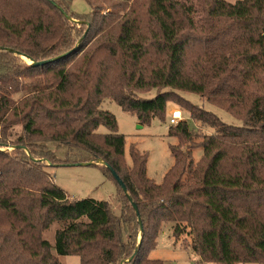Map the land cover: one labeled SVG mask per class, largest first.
<instances>
[{
    "label": "trees",
    "instance_id": "16d2710c",
    "mask_svg": "<svg viewBox=\"0 0 264 264\" xmlns=\"http://www.w3.org/2000/svg\"><path fill=\"white\" fill-rule=\"evenodd\" d=\"M73 1L0 0V179L13 164L23 176L18 187L0 180V264L16 248L36 264H62L41 237L52 221L60 224L54 253L76 255L79 264H167L146 255L164 223L203 262L264 264V0H83V13ZM67 51L39 66L20 59ZM182 93L241 123L223 122ZM106 99L140 123L163 119L172 101L213 132L191 129L183 115L170 123L173 161L156 183L134 146L130 162L123 159L125 138L101 107ZM44 161L100 166L117 184L118 213L105 200L70 198L46 178Z\"/></svg>",
    "mask_w": 264,
    "mask_h": 264
},
{
    "label": "rangeland",
    "instance_id": "374dc122",
    "mask_svg": "<svg viewBox=\"0 0 264 264\" xmlns=\"http://www.w3.org/2000/svg\"><path fill=\"white\" fill-rule=\"evenodd\" d=\"M228 2H235L236 0H226ZM88 4L83 0H74L73 9L79 13H83L89 10ZM110 7H104L102 13L110 12ZM197 18L202 14L199 9ZM21 61L30 63L29 59L21 56ZM24 92L16 94L17 96ZM155 94L154 90L148 93L140 94L142 97H152ZM182 95L190 102L201 105L204 109L215 113L223 122L227 124L239 125L240 120L234 118L224 109L210 104L199 99L198 96L192 93H182ZM103 109L111 112L117 123L116 131L124 135L125 145L123 159L126 162H130L129 150L131 146H134L140 153L146 155V176L156 183H161L165 172L172 164V157L170 154V145L175 144L176 138L168 135V128L171 125L168 122L170 111L173 109H179V107L172 101L167 103L166 112L164 118L161 119L158 116H153L146 123H140L136 115L127 111H124L116 102L112 100H104L101 103ZM184 119L187 120L191 129H199L204 133H212L213 129L205 126L199 121L192 120L189 116L182 113ZM16 131L21 129L19 124L15 125ZM99 132H107L104 126L98 127ZM198 139V138H197ZM5 151L10 153L14 151L13 146L4 148ZM58 159L66 160V150L62 147L55 150ZM202 156V148L197 146L192 149V159L197 162ZM43 172L46 178L54 182V184L60 188L70 198H93L96 200H105L111 203L112 209L118 213L119 201L121 196L118 195V187L116 182L108 177L100 166L93 164H61L51 165L43 162ZM18 165H11L6 169V173L1 176L2 183L11 188L18 187L20 180L23 176L18 174ZM21 174V173H20ZM23 205L29 202L26 196L21 197ZM28 207V206H27ZM25 207L24 209H27ZM35 215L32 214L31 218L34 219ZM57 221H52L43 231L41 237L47 240L50 244L51 253L62 264H79V258L73 254L56 255L54 253L55 243V231L59 227ZM140 235H137L139 239ZM24 248V247H23ZM15 258L6 260L7 264H36L37 257L28 259L29 254L19 249H15ZM146 255L150 259H160L167 264H217L215 262H203L200 260L199 255L193 251L187 244L184 237L175 239L171 235L170 223L162 224L155 236V243L147 249ZM36 259V262L34 260ZM23 261V262H22ZM238 264H258L257 262H244Z\"/></svg>",
    "mask_w": 264,
    "mask_h": 264
},
{
    "label": "water",
    "instance_id": "95a60500",
    "mask_svg": "<svg viewBox=\"0 0 264 264\" xmlns=\"http://www.w3.org/2000/svg\"><path fill=\"white\" fill-rule=\"evenodd\" d=\"M53 5H55L62 13L65 14V12L63 11V9L61 7H59L54 1H52ZM70 51L61 53L57 56L48 58V59H43V60H39V61H33L31 59H29L30 64L33 66H39V65H43L52 61H55L59 58L64 57L65 55H67ZM24 57V56H23ZM92 161H88V162H72V163H68V164H72V165H78V164H92ZM95 163L97 164H102L104 165L111 173L112 177L114 178V180L118 183V185L121 187L122 191L126 194V196L128 197L129 200H131L130 196L127 193V189L126 186L124 184V182L120 179V177L118 176V174L112 169V167L105 163L104 161H102L101 159H98ZM131 205L135 211V213L138 215V210H137V206L134 202H131ZM131 259V257H129L126 261H129Z\"/></svg>",
    "mask_w": 264,
    "mask_h": 264
},
{
    "label": "built area",
    "instance_id": "2783aa9c",
    "mask_svg": "<svg viewBox=\"0 0 264 264\" xmlns=\"http://www.w3.org/2000/svg\"><path fill=\"white\" fill-rule=\"evenodd\" d=\"M180 119H182V113L179 109H173L170 111L169 123H175Z\"/></svg>",
    "mask_w": 264,
    "mask_h": 264
}]
</instances>
